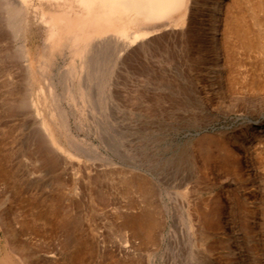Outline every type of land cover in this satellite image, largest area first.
<instances>
[{"label":"rangeland","instance_id":"obj_1","mask_svg":"<svg viewBox=\"0 0 264 264\" xmlns=\"http://www.w3.org/2000/svg\"><path fill=\"white\" fill-rule=\"evenodd\" d=\"M222 1L198 0L177 58L88 101L68 96L62 61L33 81L0 58V264H264V0H234L251 43L230 37L219 74ZM41 89L68 115L53 125L66 152L29 105Z\"/></svg>","mask_w":264,"mask_h":264},{"label":"bare ground","instance_id":"obj_2","mask_svg":"<svg viewBox=\"0 0 264 264\" xmlns=\"http://www.w3.org/2000/svg\"><path fill=\"white\" fill-rule=\"evenodd\" d=\"M197 5L198 0H0V58L12 61L6 69L10 72L17 70L18 60L21 71L33 81L54 69L57 61L64 62L56 70L65 78L68 96L85 101L93 88L103 93L107 88L118 91L125 86L121 72L150 70L141 61H168L177 58L174 52L183 53L181 43L184 36L191 35ZM234 7V0L217 2L210 19L208 32L219 74L226 71L224 52L230 37L240 47L251 43L249 30L241 26ZM39 30L42 45L34 57L31 35ZM12 45L13 55L8 50ZM39 92L36 97L29 95L34 97L29 105L52 148L66 152L53 125L56 118L65 125L68 115L61 112L58 116L52 108L57 100L53 91L49 95L43 89ZM131 185L135 187V181ZM136 186L144 187L137 181ZM134 227L144 228L145 223L139 220Z\"/></svg>","mask_w":264,"mask_h":264}]
</instances>
